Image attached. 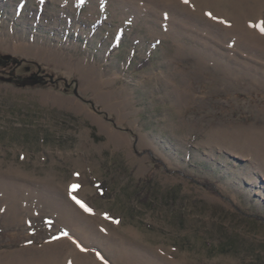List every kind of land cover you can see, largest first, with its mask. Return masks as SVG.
Wrapping results in <instances>:
<instances>
[{"label": "rangeland", "instance_id": "1", "mask_svg": "<svg viewBox=\"0 0 264 264\" xmlns=\"http://www.w3.org/2000/svg\"><path fill=\"white\" fill-rule=\"evenodd\" d=\"M262 26L264 0H0V264H264Z\"/></svg>", "mask_w": 264, "mask_h": 264}, {"label": "trees", "instance_id": "2", "mask_svg": "<svg viewBox=\"0 0 264 264\" xmlns=\"http://www.w3.org/2000/svg\"><path fill=\"white\" fill-rule=\"evenodd\" d=\"M206 185H210L211 189H214V186L212 184H210L209 182H205ZM98 191L101 193V194H105L106 193V190H107V183L105 181H102V182H99L98 183Z\"/></svg>", "mask_w": 264, "mask_h": 264}, {"label": "snow or ice", "instance_id": "3", "mask_svg": "<svg viewBox=\"0 0 264 264\" xmlns=\"http://www.w3.org/2000/svg\"><path fill=\"white\" fill-rule=\"evenodd\" d=\"M261 30H262V31H264V26H262V27H261ZM79 203H81V206H82V207H84V208H85V210H88V211H90V209H87V206H86V205H84L82 202H79Z\"/></svg>", "mask_w": 264, "mask_h": 264}]
</instances>
